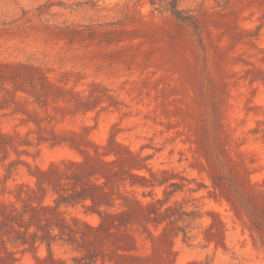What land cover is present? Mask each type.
<instances>
[{"label":"rangeland","instance_id":"374dc122","mask_svg":"<svg viewBox=\"0 0 264 264\" xmlns=\"http://www.w3.org/2000/svg\"><path fill=\"white\" fill-rule=\"evenodd\" d=\"M165 4L0 0V264H264V0Z\"/></svg>","mask_w":264,"mask_h":264},{"label":"trees","instance_id":"16d2710c","mask_svg":"<svg viewBox=\"0 0 264 264\" xmlns=\"http://www.w3.org/2000/svg\"><path fill=\"white\" fill-rule=\"evenodd\" d=\"M153 4H156V2H152ZM180 0H166V6L167 9L172 12V14L178 18L179 20L185 21V22H190L191 24H194L195 21L193 20L192 15H187L184 10H182L179 6ZM58 205L61 204V202L57 203ZM59 206H56L58 208ZM105 214H109L110 212L104 211ZM122 214V213H119ZM103 226V224H101Z\"/></svg>","mask_w":264,"mask_h":264}]
</instances>
